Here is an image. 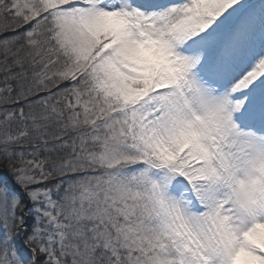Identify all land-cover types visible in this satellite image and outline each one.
I'll return each mask as SVG.
<instances>
[{"label":"snow or ice","instance_id":"1","mask_svg":"<svg viewBox=\"0 0 264 264\" xmlns=\"http://www.w3.org/2000/svg\"><path fill=\"white\" fill-rule=\"evenodd\" d=\"M0 264H264V0H0Z\"/></svg>","mask_w":264,"mask_h":264}]
</instances>
